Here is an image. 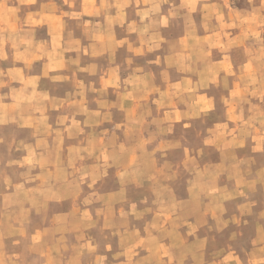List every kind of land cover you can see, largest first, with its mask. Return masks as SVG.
I'll return each mask as SVG.
<instances>
[{
    "label": "rangeland",
    "instance_id": "rangeland-1",
    "mask_svg": "<svg viewBox=\"0 0 264 264\" xmlns=\"http://www.w3.org/2000/svg\"><path fill=\"white\" fill-rule=\"evenodd\" d=\"M165 11L178 31L191 21L208 67L231 55L225 80L83 76L117 43L127 68L125 46L155 42ZM7 46L21 64L51 46L56 75L83 78L15 105L63 131L0 116V264H264V0H0ZM203 90L201 113L167 128L162 109Z\"/></svg>",
    "mask_w": 264,
    "mask_h": 264
},
{
    "label": "crops",
    "instance_id": "crops-1",
    "mask_svg": "<svg viewBox=\"0 0 264 264\" xmlns=\"http://www.w3.org/2000/svg\"><path fill=\"white\" fill-rule=\"evenodd\" d=\"M171 15L172 12L169 13L166 11L159 15L162 24L164 20L168 22L166 26L162 25L159 31H157L156 36H158L155 42L141 41L125 46V51L128 54L126 62L127 68H121L122 50L120 47H122V45L117 43L113 44V47L108 50L93 48L92 53L94 59L87 63V71L83 76L88 78V72L89 75L95 73L97 78H158V82L167 84L174 83L181 78H191L192 80H197L195 78H213L216 69H218L219 78L225 80L227 73L224 72L223 68L231 65V55H227L229 58H226L225 54L229 53H222L221 57H219L218 64L220 68L213 70L211 67H208L206 64V57L197 56V52L203 53V55L206 54V46L191 44V35H193L194 32L191 28V21L188 26L178 31L175 28L173 16ZM187 16L190 20L191 17L189 16H191V13H187ZM170 20L172 21V25H174L171 29L168 24ZM55 33L58 32H54V34ZM50 49L52 50L51 46ZM50 49H47L42 59L35 57L30 58L28 64L16 62L17 60L14 58L15 52L13 50H8V46L3 49L5 55L3 53L0 54V71H2L0 75V104L8 106L7 108L1 106L0 116L11 117L16 121L15 126L19 128L28 130L31 128L36 129V119L41 115V118L47 122V125H45L49 128H54V131H63L67 129V124L56 125L52 123L49 117L51 116L50 110H44L42 113H38L32 106L29 107L30 109L27 111H22V109L15 110V105L18 101H20L21 104V101L26 100L33 99L35 101L38 99L46 100L47 98H54L55 95H53V92L49 89L48 84H52L58 81V79L83 78L80 74L71 76L66 73L65 77L60 74L56 75L57 73H55L54 70H58V66L53 67V65H57V61L53 62L52 57L48 55ZM31 50L33 52L36 51L35 48ZM98 54H102L104 58L106 54L107 62L104 63L103 58L97 56ZM29 65H38L40 69L37 71H32L31 69L25 70V66L29 67ZM19 68H21L23 73L22 78L16 75ZM100 68L102 69V74H100ZM239 78L240 76H237L235 84L240 88V92L244 94V86L247 84V81L245 80L246 78ZM262 86H264V80L262 81ZM162 88L166 87L163 86ZM205 92V90L199 91L198 95L194 93L193 101L190 103L184 105L176 104L163 108L162 115L164 116L167 128L176 124L179 119L178 116H180L181 119H184L186 116L189 117L188 123L190 124L191 117L195 116L197 113H201L202 107L196 102L202 99ZM236 96H238V94ZM206 97L208 98V94H206ZM167 116L169 118H166ZM21 143L24 146H29V148L35 146L32 141H24ZM49 146H52V144H49Z\"/></svg>",
    "mask_w": 264,
    "mask_h": 264
}]
</instances>
